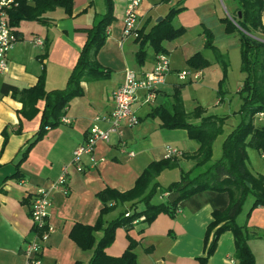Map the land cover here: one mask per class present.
Returning <instances> with one entry per match:
<instances>
[{
  "label": "crops",
  "instance_id": "obj_1",
  "mask_svg": "<svg viewBox=\"0 0 264 264\" xmlns=\"http://www.w3.org/2000/svg\"><path fill=\"white\" fill-rule=\"evenodd\" d=\"M112 2L114 20L108 26L106 40L96 55L98 65L109 73L100 79L81 82L84 94L70 100L60 124L47 128L45 135L30 148L19 164L18 174L15 175L16 163L39 130L45 102L39 100L38 113L26 119L19 114L21 102L9 93H0V264L24 263L26 242L33 237L30 217L32 198L39 187L54 181L63 167H67L69 172L67 190L55 191L51 195L48 220L54 229L43 244L42 264H74L75 261L87 264L93 249L82 250L70 238L74 224H94L102 206L97 193L107 186L120 191L133 187L150 162L166 158L167 146L180 152L171 157L176 158L175 167L179 168L180 174L194 165V160L186 155L197 151L198 142L190 139L184 129L162 127L160 119L152 114L155 106L170 100L168 89H175L179 84L175 72L184 68H178L172 60L173 73L168 76L167 83L156 91L154 102L143 101L145 91L137 93L132 106L139 116L138 124L126 127L122 137L112 133L107 142H98L93 152L95 164L89 156H83L80 168L71 163L72 151L84 142L94 116L104 115L113 108L112 90L124 81L126 68L141 73L154 64L156 54L150 46L146 49L145 61L142 64L136 62L137 37L122 40L121 36L124 1ZM179 4L183 9L172 19V24L185 28L184 34L178 37L180 44L185 47L191 45L188 54L201 48L205 43V22H218L223 17L219 0H142L136 32H147L157 23L158 17L165 16L172 6ZM97 9L96 0H74L71 14H66L59 7L47 12L50 23L46 25L33 22L35 25L29 27L31 24L28 23L32 22L23 23L21 34L16 36L8 53V70L0 73V86L4 82L20 88L33 86L44 69L46 90L63 89L94 24ZM221 24L225 32L224 24ZM26 25L29 33L24 29ZM35 38L42 39L43 44H34ZM167 42H163L166 50ZM167 54L170 56L169 51ZM183 67L189 68L186 63ZM198 71L201 73V69ZM240 88L241 85L237 91ZM4 130L7 132L5 141ZM122 140L128 150L134 151L133 156L120 151ZM155 198L158 203L165 195L160 193L153 200ZM252 201L253 198L244 204L236 221L239 225H246L250 233L248 243L256 264H264V206L254 208L247 215ZM122 209L123 206H119L104 218L109 221ZM212 211L210 204H204L196 212L180 208L174 217L159 213L149 224L137 221L128 232L118 227L113 242L105 251L109 255H121L129 244L130 236L137 242L134 248L136 264H200L197 257L204 255L206 228L213 220ZM100 234L97 232L96 236ZM234 250L233 234L223 232L207 264H236Z\"/></svg>",
  "mask_w": 264,
  "mask_h": 264
},
{
  "label": "trees",
  "instance_id": "obj_2",
  "mask_svg": "<svg viewBox=\"0 0 264 264\" xmlns=\"http://www.w3.org/2000/svg\"><path fill=\"white\" fill-rule=\"evenodd\" d=\"M16 1V6L7 9V17L16 36L21 34L20 26L23 23L36 22L44 25L50 23L47 12L56 8L60 7L66 14H71L74 3V0ZM233 1L236 4L234 13L221 18V22L226 33L236 32L239 36L240 70L244 73L239 89L241 105L238 109V112L242 113V121L225 137L221 157L211 161L212 143L222 130L224 116H202V108L199 106L191 112L186 111L180 97L181 85L174 89L172 99L155 106L152 114L160 119L162 127L184 129L190 139L198 142L197 151L186 155L194 160V165L190 170L182 171L178 180L161 187L157 181L158 175L164 169L175 167L176 158L152 161L140 173L130 189L120 191L107 186L99 191L97 197L102 206L95 223L92 225L75 223L69 233L70 238L82 250L93 249L87 264H136L134 248L137 242L130 236L129 244L121 255L113 256L106 253V247L114 240L116 228L122 227L128 232L140 216L144 218L138 221L146 225L159 213L174 217L180 208L196 212L204 204L211 205L213 220L206 228L204 255L197 257L200 264H207L209 257L216 250L220 235L225 231L233 234L235 263L256 264L254 253L248 243L250 233L246 225L237 223L236 218L249 195L253 197V201L247 215H250L254 208L264 206V174H253L246 164L247 146L258 149L264 155V123L253 122L256 115L264 113V37H261L264 35L262 21L264 0ZM104 3L105 11L96 13L88 38L63 89L46 90L44 69L33 86L20 88L7 82L0 86V93H9L21 102L19 114L26 119H31L38 113L39 100L45 102L39 130L23 150L20 160L16 163L17 171L14 175L18 174L19 164L26 158L30 148L45 135L47 128H54L60 124L70 100L84 94L81 82L100 79L109 73L96 61V55L106 40L107 28L114 20L112 0H104ZM182 9L180 4L172 6L147 32H139L136 38L139 48L135 53L137 63L142 64L145 61L148 46L155 54H167L163 42L184 34V27L172 24V19ZM204 36V44L215 51L218 62L226 70L228 59L220 53L214 43H211L212 34L207 28L204 30ZM206 64V59L199 51L187 59V65L193 70H199ZM221 87L222 84L218 95L220 99ZM3 133L5 141L6 130ZM246 182H249L250 186ZM157 190L165 195L163 201L158 203L153 201ZM119 206H123L120 213L107 221L104 216ZM97 232L101 233L99 237L96 236ZM74 264L83 263L75 261Z\"/></svg>",
  "mask_w": 264,
  "mask_h": 264
},
{
  "label": "built area",
  "instance_id": "obj_3",
  "mask_svg": "<svg viewBox=\"0 0 264 264\" xmlns=\"http://www.w3.org/2000/svg\"><path fill=\"white\" fill-rule=\"evenodd\" d=\"M123 1L121 36L122 40H125L133 36L138 37L139 33L136 32V29L142 0ZM16 5V0H0V73L8 70V53L16 41V34L7 17V9ZM33 42L36 45L43 44V40L40 38H35ZM171 73H173V69L166 53L156 54L153 66L147 71L138 73L132 68H126L124 81L112 90L113 108L104 115L94 116L92 124L86 130L84 142L77 145L72 151L71 163L80 168L83 163V156H89L91 162L95 164L96 159L93 156V152L98 142H107L112 133H118L122 137L126 127H133L138 124L139 116L132 106L136 101L137 93L145 91L143 101L145 103L154 102L156 91L167 83L168 76ZM175 73L179 80L189 81H196L201 75L200 71L191 68L177 70ZM261 115L264 118V113H261ZM63 120L67 121L66 119ZM120 151L128 156L134 155V151L128 150L123 140L120 144ZM165 152L166 158L180 154L178 149L171 146H167ZM68 174L67 167H63L54 181L48 186L39 187L35 192L30 206L33 237L26 242L23 251V264H42L41 253L43 244L54 229L48 220V207L51 202V195L59 190L66 192ZM143 218V216H140L134 223Z\"/></svg>",
  "mask_w": 264,
  "mask_h": 264
},
{
  "label": "rangeland",
  "instance_id": "obj_4",
  "mask_svg": "<svg viewBox=\"0 0 264 264\" xmlns=\"http://www.w3.org/2000/svg\"><path fill=\"white\" fill-rule=\"evenodd\" d=\"M103 1L104 0H96L98 13L105 11ZM219 2L223 17L230 16V14L234 13L236 8L234 1V5L232 0H219ZM207 14L209 16L210 11H208ZM221 18L218 22L206 21L204 28H207L212 34L210 38L211 43H214L220 53L228 59L229 64L226 70H224V67L218 62L215 51L204 44L201 48L196 49V51H199L207 61V64L201 68V78L197 81L189 82L188 80H177L176 77V80L179 83L178 85H181L180 97L186 111L191 112L199 106L202 108V116L214 115L225 117L222 123V130L214 138L212 143L211 161H215L221 157L225 137L242 121V113L238 112L241 105V95L239 91H237V88L242 84V79L244 78V74L240 70L241 60L239 36L236 32H223ZM262 21L264 23V11L262 12ZM28 24H31L29 27L35 25L33 22ZM219 26H221L220 29L218 28ZM27 27L28 25H26L24 29L29 33L30 29ZM261 37H264V35ZM167 41H169L167 42V51L170 53V61L172 60V63L178 66V68H185L183 66H185V63L187 65V59L196 51L194 50L188 54L187 50L191 45L188 47L181 45L180 38L178 37ZM220 84H222L220 89V95L222 96L221 99L218 97ZM173 91L174 89L172 88L168 89L167 92L169 99H172L171 95L173 94ZM253 122H256V124H262L264 123V118H262L261 114H258L255 116ZM246 151L248 156L246 161L247 166L254 171L264 172V155L258 149L250 146H247ZM179 178V168L173 167L164 169L157 181L161 187H166ZM160 193L161 192L157 190L155 196H158ZM252 198L253 197H250L249 195L245 203L250 202ZM153 201L155 202L156 198Z\"/></svg>",
  "mask_w": 264,
  "mask_h": 264
},
{
  "label": "water",
  "instance_id": "obj_5",
  "mask_svg": "<svg viewBox=\"0 0 264 264\" xmlns=\"http://www.w3.org/2000/svg\"><path fill=\"white\" fill-rule=\"evenodd\" d=\"M161 19H162V17L157 18V19H156V22L160 21ZM246 184H247L248 186H250V183H249V182H246Z\"/></svg>",
  "mask_w": 264,
  "mask_h": 264
}]
</instances>
